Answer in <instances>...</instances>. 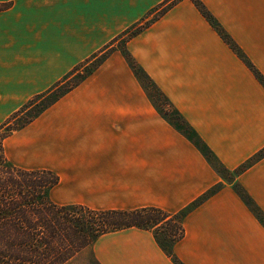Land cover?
Returning <instances> with one entry per match:
<instances>
[{
	"label": "crops",
	"instance_id": "0c3cea01",
	"mask_svg": "<svg viewBox=\"0 0 264 264\" xmlns=\"http://www.w3.org/2000/svg\"><path fill=\"white\" fill-rule=\"evenodd\" d=\"M168 0H0V108H21L137 27ZM264 77V0H200ZM127 51L233 173L264 149V87L191 0L127 43ZM8 160L59 177L51 200L96 211L171 214L216 186L174 247L182 264H264V158L228 182L166 121L122 54L6 140ZM89 250V249H88ZM99 264H175L153 234L105 235Z\"/></svg>",
	"mask_w": 264,
	"mask_h": 264
},
{
	"label": "trees",
	"instance_id": "16d2710c",
	"mask_svg": "<svg viewBox=\"0 0 264 264\" xmlns=\"http://www.w3.org/2000/svg\"><path fill=\"white\" fill-rule=\"evenodd\" d=\"M191 1L222 40L238 55L264 87V77L262 74L211 15L205 5L200 0ZM177 3L174 0H168L164 3L154 13L155 16L157 15V18L148 22L149 25L141 27V30L139 29L135 33L129 31L131 39L139 36ZM5 8L7 7L0 5V11ZM123 54L130 61L129 65L135 77L160 115L175 128L176 126L172 121L175 120L182 123L197 137L201 145L198 148L222 178L228 182H233L236 177L264 158L263 149L233 173L228 171L196 135L180 112L173 106L144 69L132 58L129 52L126 50ZM96 57L98 56H94L89 60L92 61ZM107 58L103 59L97 66H85L84 64L82 66L81 64L74 69L72 75L67 79H70L80 69H83L84 73H79V76H83V80L70 89L69 92L94 74ZM141 75L164 99L168 108L167 113H163L157 104L154 103L151 95L148 93L147 87L144 85ZM60 86H62V83L54 90L41 96L45 98L48 95L51 96L57 92ZM69 92L51 102L43 112ZM170 112L173 113V118H170L172 116ZM40 115L31 118L20 127L11 126L14 123L13 121L19 118L20 115H18L0 128V131L5 129V133L0 136V264H67L83 250L93 246L101 237L133 228L151 232L156 243L164 253L175 264H182L174 254V247L185 237L184 221L186 217L210 197L217 194L222 186L218 185L214 187L193 204L175 214L157 208H144L134 211H96L82 205H57L51 200V193L59 184V177L47 170H24L14 166L8 160L3 146V140L9 138L14 132L31 124ZM227 175H231L233 179H229ZM234 191L264 226V214L246 191L238 184L234 185Z\"/></svg>",
	"mask_w": 264,
	"mask_h": 264
},
{
	"label": "rangeland",
	"instance_id": "374dc122",
	"mask_svg": "<svg viewBox=\"0 0 264 264\" xmlns=\"http://www.w3.org/2000/svg\"><path fill=\"white\" fill-rule=\"evenodd\" d=\"M175 3L180 2L182 0H174ZM161 11V10H160ZM160 11H158L160 13ZM157 18V15H153L152 17H149V19L147 21H144L143 23H141L140 25H138L137 27H134L132 29H130L129 31H133V33L139 31V29L141 30V27H146L147 25H149L148 22L152 21L153 19ZM149 28V27H148ZM129 31H127L124 36L116 39L115 41H113L112 43H110L106 49H104L103 51H101V53L96 54V57L94 60H87L84 61L82 64V66H87V65H96L99 64L100 62H102L103 59H105L106 57L109 58V56L114 52L117 51L118 53L122 54V56L124 57V59L126 60L128 66L130 67L129 63L130 61H128L126 59V57L124 56V52L127 50V43L132 40L131 39V34L129 33ZM132 33V34H133ZM107 58V59H108ZM133 58V57H132ZM91 59V58H90ZM134 59V58H133ZM107 61V60H106ZM105 61V62H106ZM104 62V63H105ZM103 63V64H104ZM80 64V65H81ZM84 64V65H83ZM102 64V65H103ZM101 65V66H102ZM100 66V67H101ZM79 67V66H78ZM99 67V68H100ZM98 68V69H99ZM131 68V67H130ZM132 70V69H131ZM83 69H80L78 73H76L74 76H72L70 79L69 76L72 75V73L63 81H61L60 83H62V86H60V88H58L57 92L53 93L51 96H47L46 98L41 96L44 95L40 94L35 96L29 103H27L26 105H24V107L21 108H0V128L2 126H4L7 122H9L11 119H13L15 116H19V118L15 121H13L14 123L11 126L14 127H20L23 124H25L26 122H28L31 118L38 116L39 114L44 113L43 110L54 100H56L57 98L63 96L65 93L69 92L70 89H72L76 84L80 83L83 80V76H79V73L83 72ZM84 73V72H83ZM142 80L144 81V85L147 87L148 89V93L151 95L153 101L155 104H157V106L160 108V110L163 113H167L168 108L166 106V103L164 101V99L159 95V93H157L153 87L148 83V81L141 75ZM66 80V81H65ZM86 80V79H85ZM84 80V81H85ZM58 83V85L60 84ZM83 83V82H82ZM81 83V84H82ZM80 84V85H81ZM58 85L54 86L53 89H51L50 91L54 90ZM79 85V86H80ZM78 86V87H79ZM76 89V88H75ZM74 89V90H75ZM48 91V92H50ZM73 91V90H72ZM46 92V93H48ZM70 93V92H69ZM66 96V95H65ZM64 96V97H65ZM62 97V98H64ZM61 98V99H62ZM60 99V100H61ZM57 103V102H56ZM55 103V104H56ZM54 104V105H55ZM52 107V106H51ZM49 109V108H48ZM47 109V110H48ZM172 116H170V118H173V113L170 112ZM175 115V113H174ZM174 120V119H173ZM35 121V120H34ZM176 128L184 134V136L186 138H188L192 143H194L196 146L201 147L199 140L197 139V137L187 128L185 127L182 123H179L177 121H172ZM5 133V129H2L0 131V136H2ZM14 134V133H13ZM12 134V135H13ZM11 135V136H12ZM8 139V138H7ZM6 139V140H7ZM6 140H3V146L4 148H6ZM6 154V152H5ZM227 177L229 179H233V177H231V175H227ZM92 246L86 248L85 250H83L76 258H74L73 260L69 261L67 264H99L96 259L93 257L92 255V250H90ZM89 249V250H88Z\"/></svg>",
	"mask_w": 264,
	"mask_h": 264
}]
</instances>
